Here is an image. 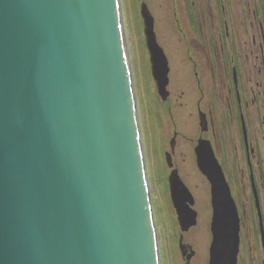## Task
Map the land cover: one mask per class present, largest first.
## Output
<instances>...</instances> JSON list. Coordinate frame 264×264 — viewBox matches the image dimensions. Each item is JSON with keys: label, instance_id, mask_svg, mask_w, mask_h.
Instances as JSON below:
<instances>
[{"label": "water", "instance_id": "obj_1", "mask_svg": "<svg viewBox=\"0 0 264 264\" xmlns=\"http://www.w3.org/2000/svg\"><path fill=\"white\" fill-rule=\"evenodd\" d=\"M142 17L166 100L168 59L146 5ZM124 38L120 0H0V264H160ZM197 155L209 264H237L236 207L206 142ZM171 193L189 231L198 214L175 174Z\"/></svg>", "mask_w": 264, "mask_h": 264}, {"label": "flooded vegetation", "instance_id": "obj_2", "mask_svg": "<svg viewBox=\"0 0 264 264\" xmlns=\"http://www.w3.org/2000/svg\"><path fill=\"white\" fill-rule=\"evenodd\" d=\"M173 2L180 5L183 64H175L173 77L170 71L168 88L177 119L189 113L201 128L190 164L197 165V146L207 141L238 213L237 264H264V0ZM177 146L166 153L171 172L164 179L177 173L187 186L178 167L186 149Z\"/></svg>", "mask_w": 264, "mask_h": 264}, {"label": "rangeland", "instance_id": "obj_3", "mask_svg": "<svg viewBox=\"0 0 264 264\" xmlns=\"http://www.w3.org/2000/svg\"><path fill=\"white\" fill-rule=\"evenodd\" d=\"M121 3L124 4V24L131 38V65L135 77L136 104L157 221L156 235L161 253V264H185L179 250L181 231L171 204L169 183L168 180L164 179L165 174L170 171L166 153H171L170 143L174 139L175 133L178 134L175 139V146L177 144L178 148L186 149L181 152L186 154L184 158L178 155L181 158L178 167L182 171L183 180L195 197L197 204L195 209L199 213L198 225L190 233L185 234L186 241L196 251L192 263L209 264L212 219L209 185L197 165L190 164V156L188 155L189 153L192 154L194 150L193 139L197 138L201 128L189 116V113L182 116L181 121L177 119L178 114H176L174 96L171 92L173 87L172 89L171 87L168 88L169 99L165 100L161 95H158L156 82L152 77L150 56L145 41L144 21L141 16L142 5L146 4L155 20L157 39L164 48L171 77H173L174 72L177 71L175 64H183L181 43L177 37L178 33L180 35V29H182L177 23L180 5L175 4L173 0H121ZM177 11L178 16L175 13ZM186 58L188 59V55ZM188 71L187 69V75ZM196 126L199 131L195 130Z\"/></svg>", "mask_w": 264, "mask_h": 264}, {"label": "bare ground", "instance_id": "obj_4", "mask_svg": "<svg viewBox=\"0 0 264 264\" xmlns=\"http://www.w3.org/2000/svg\"><path fill=\"white\" fill-rule=\"evenodd\" d=\"M123 5L124 4H122L121 3V0H120V8H121V14H122V16L124 15V11H123L124 6ZM143 5H146V4H143ZM146 7H147L148 11L150 12V10H149V8H148L147 5H146ZM150 14H151V12H150ZM141 16H142V8H141ZM151 16H152V14H151ZM152 18H153V16H152ZM143 21H144V19H143ZM123 28L125 30V38H124L125 46L127 47V54H128L129 62H130V64H132V54H131V47H130V45H131V38H130L129 32L126 30V27H125V24H124V17H123ZM154 32H155V20H154ZM144 34H145V25H144ZM155 35H156V32H155ZM156 37H157V35H156ZM145 38H146V35H145ZM145 41H146L147 50L149 52V49H148V46H147V40H145ZM158 45L164 51V48L159 43H158ZM164 54L166 55L165 51H164ZM149 56H150V52H149ZM150 62H151V56H150ZM131 82L133 84V88L135 89V77H134L133 74H131Z\"/></svg>", "mask_w": 264, "mask_h": 264}]
</instances>
